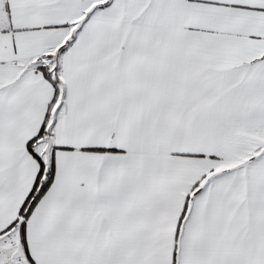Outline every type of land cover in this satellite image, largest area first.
I'll return each instance as SVG.
<instances>
[{"label": "snow or ice", "instance_id": "1", "mask_svg": "<svg viewBox=\"0 0 264 264\" xmlns=\"http://www.w3.org/2000/svg\"><path fill=\"white\" fill-rule=\"evenodd\" d=\"M0 264H264V0H0Z\"/></svg>", "mask_w": 264, "mask_h": 264}]
</instances>
